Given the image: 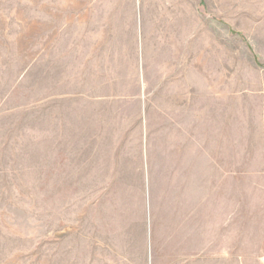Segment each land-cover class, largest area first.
<instances>
[{
  "label": "rangeland",
  "instance_id": "rangeland-1",
  "mask_svg": "<svg viewBox=\"0 0 264 264\" xmlns=\"http://www.w3.org/2000/svg\"><path fill=\"white\" fill-rule=\"evenodd\" d=\"M165 13L202 24L204 74H189V80L202 82L203 89L189 91L186 129L192 149L211 140L215 145V243L204 240L200 212L193 209L186 247L174 250L147 239L149 200L162 204L166 185L162 170L146 171L145 181L132 168L138 130L148 128L147 111L140 112L139 125L135 102L124 97L132 90L118 82L107 114H94L91 127L92 149L115 145L124 152L127 168L118 171L119 184H51L60 180L37 160L35 112L37 79L51 59L59 71L58 59L91 48L92 57L110 60L101 70L120 80L128 69L118 59L130 55L119 39L157 33ZM260 70L264 0H0V264H264L260 186L243 185L234 165L239 149H250L254 140L258 105L245 91L257 88ZM144 77L148 81V71ZM43 87L40 82V98ZM228 94L237 97L228 100ZM155 125L162 130L161 122ZM146 157L162 160L159 154ZM88 172L97 171H76L79 177Z\"/></svg>",
  "mask_w": 264,
  "mask_h": 264
},
{
  "label": "crops",
  "instance_id": "crops-1",
  "mask_svg": "<svg viewBox=\"0 0 264 264\" xmlns=\"http://www.w3.org/2000/svg\"><path fill=\"white\" fill-rule=\"evenodd\" d=\"M161 20L163 29H158L157 33L144 36L137 31L122 35L124 38L121 36L119 40L128 43L124 52L130 56L118 59L119 65L123 64L128 69L120 80L101 70L102 66L111 64L110 60L108 57H92L91 48L84 50L83 56L58 59V67L61 66L59 71L56 70L57 61L51 59V68L37 79V160L43 161L45 168L52 171V179L60 180L51 184H75L71 180L81 179L84 180L83 184H119L122 177L118 171L127 168L124 166V152L115 145L92 149L91 127L94 114H107L105 107L115 96L118 82L123 86L121 89L132 90V94L124 97L135 102V116L139 125L142 121L140 112L147 111L148 114V128H140L137 133V160L132 168L145 181L149 178L146 171L162 170L166 185V199L162 204L156 200L153 205L149 200L147 239L151 244L163 241L165 248L174 250L182 249L183 245L186 247L189 215L195 209L201 215L203 233L206 234L204 240L209 244L215 243V145L211 140V145L192 149L188 146L186 129L189 91L203 89L202 82L189 80V74H204L202 24L196 18L189 24L186 19L178 20L166 13ZM87 38L92 41L91 36ZM100 52L108 51L100 47ZM146 71L150 75L148 81L144 77ZM211 73H214L213 69ZM259 75L257 88L245 91V95H250L258 105L254 119L256 129L250 135L254 139L252 147L240 148L237 152L240 159L233 164L241 169L238 179L243 180V185L260 186L257 200L264 243V70H260ZM40 82L46 91L42 98L39 97ZM142 93H147L146 101L141 99ZM236 97L235 94H228L225 98L232 100ZM156 121L161 122L162 130H155ZM140 138L144 140L140 142ZM155 138L159 139V144L154 142ZM146 139L152 141L147 142ZM149 153L162 155V160L149 162L145 158V154ZM79 170L97 172H88L79 177L80 174L76 173ZM228 175L234 176L236 173L230 172ZM171 255L182 256L181 253Z\"/></svg>",
  "mask_w": 264,
  "mask_h": 264
}]
</instances>
